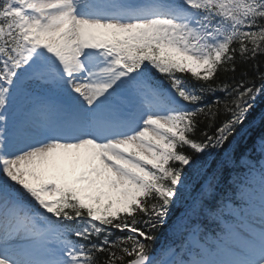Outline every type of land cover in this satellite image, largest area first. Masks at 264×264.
<instances>
[{
  "label": "snow or ice",
  "instance_id": "6c2138e0",
  "mask_svg": "<svg viewBox=\"0 0 264 264\" xmlns=\"http://www.w3.org/2000/svg\"><path fill=\"white\" fill-rule=\"evenodd\" d=\"M258 56L264 0H0V264H264Z\"/></svg>",
  "mask_w": 264,
  "mask_h": 264
},
{
  "label": "trees",
  "instance_id": "16d2710c",
  "mask_svg": "<svg viewBox=\"0 0 264 264\" xmlns=\"http://www.w3.org/2000/svg\"><path fill=\"white\" fill-rule=\"evenodd\" d=\"M256 63L259 64V71H264V56H258L256 59ZM242 73H247V79H253L255 76V70L253 69L252 66V62H246L241 60V58L239 56H237V60H236V65H235V72H219L216 79L217 81H227V82H231L232 80H236L239 81L240 79L244 78L242 77ZM250 144V142H249ZM245 145H241V149L240 151H243ZM237 155L239 156V151L237 153ZM253 157H255L253 155ZM213 166H215L213 164ZM181 209H177L176 211V215H178L180 213ZM166 228H162L161 232L158 233V239H157V247L160 246L162 240L165 239L166 237Z\"/></svg>",
  "mask_w": 264,
  "mask_h": 264
},
{
  "label": "rangeland",
  "instance_id": "374dc122",
  "mask_svg": "<svg viewBox=\"0 0 264 264\" xmlns=\"http://www.w3.org/2000/svg\"><path fill=\"white\" fill-rule=\"evenodd\" d=\"M257 190L259 191V193L256 192V189L254 191V193L252 194V207L249 209V208H246L244 209V213H245V222H248L250 221L251 219H254L256 216H258L259 214V207H260V204L264 201H262V195H264V190L261 189L259 183L257 184L256 186ZM249 212H252V216L249 217L247 214Z\"/></svg>",
  "mask_w": 264,
  "mask_h": 264
}]
</instances>
